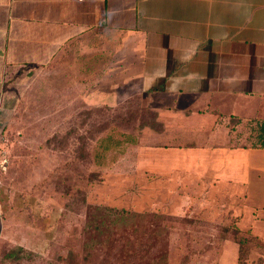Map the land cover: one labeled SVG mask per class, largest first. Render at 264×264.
<instances>
[{"label": "rangeland", "instance_id": "rangeland-1", "mask_svg": "<svg viewBox=\"0 0 264 264\" xmlns=\"http://www.w3.org/2000/svg\"><path fill=\"white\" fill-rule=\"evenodd\" d=\"M81 42L30 73L19 95L0 80V264H239L235 230L256 237L245 264H264V148L240 144L246 125L232 127L229 147L151 140L139 95L86 105V83L99 84L107 60ZM108 133L142 141L98 164ZM19 246L25 256L8 259Z\"/></svg>", "mask_w": 264, "mask_h": 264}, {"label": "crops", "instance_id": "crops-1", "mask_svg": "<svg viewBox=\"0 0 264 264\" xmlns=\"http://www.w3.org/2000/svg\"><path fill=\"white\" fill-rule=\"evenodd\" d=\"M82 38L107 60L99 84L86 83V105L116 107L139 95L156 114L151 140L229 147L232 127L264 120V0H0L7 96ZM200 124L206 133L190 135ZM213 134L225 142L209 145ZM248 135L240 144L250 147Z\"/></svg>", "mask_w": 264, "mask_h": 264}, {"label": "trees", "instance_id": "trees-1", "mask_svg": "<svg viewBox=\"0 0 264 264\" xmlns=\"http://www.w3.org/2000/svg\"><path fill=\"white\" fill-rule=\"evenodd\" d=\"M79 40L82 41L84 39L82 38ZM79 40L76 39L74 41H70L66 43L63 46L61 52L63 51L64 48L68 46H71L74 44L79 45ZM80 44H82V42ZM155 119H156V114L150 111L149 123L154 122ZM149 123H146V124H149ZM155 125H158V124H155ZM248 128H249L248 140H249L250 147L264 148V120L256 121L255 124H248ZM120 135H121L120 138H116L114 135L108 133L104 137L99 138L97 151L94 154V159L98 161V164H102L99 161L101 159H105V155H107L109 152H116V153L122 152L125 144H137L139 142L137 138L131 136V134L129 133H121ZM234 237L238 244V263L245 264V258L248 254L250 241L251 239H256V237L254 235H251L250 237H246L245 235L240 233V231L238 230L234 231ZM258 247H259L258 250L264 251V248L260 246ZM25 251L26 250L21 246L17 248H12L6 253V257L11 260H17L25 256L26 254Z\"/></svg>", "mask_w": 264, "mask_h": 264}]
</instances>
